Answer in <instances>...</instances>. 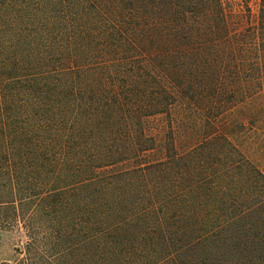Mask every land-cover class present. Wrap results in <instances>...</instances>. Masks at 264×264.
Here are the masks:
<instances>
[{
	"label": "trees",
	"instance_id": "obj_1",
	"mask_svg": "<svg viewBox=\"0 0 264 264\" xmlns=\"http://www.w3.org/2000/svg\"><path fill=\"white\" fill-rule=\"evenodd\" d=\"M229 19L224 0H0L14 264H264V172L223 129L264 90V0Z\"/></svg>",
	"mask_w": 264,
	"mask_h": 264
},
{
	"label": "rangeland",
	"instance_id": "obj_2",
	"mask_svg": "<svg viewBox=\"0 0 264 264\" xmlns=\"http://www.w3.org/2000/svg\"><path fill=\"white\" fill-rule=\"evenodd\" d=\"M233 33L257 23L261 0H224ZM241 151L264 172V90L228 109L224 128ZM27 241L25 230L16 226L0 230V264H14L16 249Z\"/></svg>",
	"mask_w": 264,
	"mask_h": 264
}]
</instances>
